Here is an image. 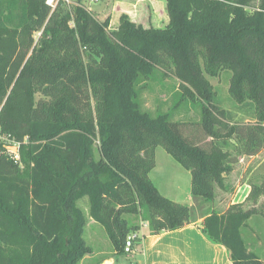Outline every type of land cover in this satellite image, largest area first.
I'll return each mask as SVG.
<instances>
[{"label":"trees","instance_id":"16d2710c","mask_svg":"<svg viewBox=\"0 0 264 264\" xmlns=\"http://www.w3.org/2000/svg\"><path fill=\"white\" fill-rule=\"evenodd\" d=\"M73 1L51 9L45 0H0V132L21 142L18 164L0 144V264H79L91 253L77 205L84 198L118 255L140 230L126 216L156 235L189 225L197 209L201 232L232 264H264L243 234L264 212L212 208L215 187L225 191L232 171L229 141L246 157L264 147V0H163L162 27L125 13L114 24L111 15L98 20ZM222 74L238 114L216 105L210 79ZM169 77L178 81L175 106L199 109L209 149L184 136L169 112L140 110L139 91ZM159 146L189 172L195 207L153 183ZM249 186L253 205L264 186Z\"/></svg>","mask_w":264,"mask_h":264},{"label":"rangeland","instance_id":"374dc122","mask_svg":"<svg viewBox=\"0 0 264 264\" xmlns=\"http://www.w3.org/2000/svg\"><path fill=\"white\" fill-rule=\"evenodd\" d=\"M82 5L92 12L96 19H104L106 16L111 15L112 22L114 24L115 17L125 13L130 19L137 23L142 24L145 27H162L166 21L165 4L163 0H119L112 4L109 0H100L96 4H90L89 0H81ZM74 1L70 0L68 6L72 7ZM73 24V23H72ZM39 33L33 34L34 42L38 38ZM83 60L86 69L88 68L86 53H83ZM212 85L216 89V105L217 107L229 111L234 114H238V104L236 105L230 98L228 94V81L229 77L222 74L218 78L210 79ZM178 81L174 78L162 79V81L156 79L153 82H149L145 88L139 91L138 101L140 102V110L143 112H148L151 117H154L160 113L169 112L172 121L180 122L179 129L182 131L183 135L190 138L193 143H198L201 147L209 149L210 138L204 135L200 122V111L198 108H193L192 104L187 101L185 104H180L175 106L177 99L179 98L177 90ZM97 94L90 90V104L91 112L93 118H97ZM44 97L41 94L35 95V100L38 102L43 100ZM237 116V115H236ZM249 119L246 117L244 123ZM239 143L235 140L229 141L228 152L233 158L232 171L228 175L226 182L230 183L231 188L237 186V184H256L264 186V147L258 152V154L253 156H243L238 153ZM94 156L99 158L100 153L98 151V144L94 145ZM156 165L151 173V179L153 183L157 186L159 192L166 196L167 198L177 201L182 204L191 206L194 204V198L190 192V174L187 170L182 168V166L175 161L165 150L159 146L156 149L155 156ZM225 182V188L227 184ZM264 188V187H263ZM221 191L218 187H215V196L213 202H218L219 204L213 205V209L216 212H223L225 206L230 203L232 197V190L226 189L227 193ZM259 205L256 209L260 212H264V193L256 201ZM78 207L85 213L88 208L87 198L80 200L77 203ZM211 206L210 204H208ZM249 205H251L249 203ZM209 209L207 208V211ZM201 211V210H200ZM200 211H197L199 214ZM203 212V211H201ZM195 213V212H194ZM193 213V214H194ZM204 213V212H203ZM128 221L133 224H138L140 227L145 222H142L139 216H126ZM256 218V217H255ZM251 217L248 222L249 229H255L253 227L255 219ZM100 229V234L104 235L107 241V235L103 227L99 224L97 225ZM258 237L264 243V225H259L257 228ZM93 232L90 229V225L85 227L83 238L86 244L94 246L96 250H110L112 244L109 241L108 245L102 246V242L93 239ZM98 240V239H97ZM91 248V247H90ZM92 250V249H91ZM119 261H124L129 264V260L125 258H120Z\"/></svg>","mask_w":264,"mask_h":264},{"label":"crops","instance_id":"0c3cea01","mask_svg":"<svg viewBox=\"0 0 264 264\" xmlns=\"http://www.w3.org/2000/svg\"><path fill=\"white\" fill-rule=\"evenodd\" d=\"M226 184L227 188L232 190V197L230 203L225 206L224 212L234 204H242L244 210L259 206L255 203L249 205V202H246L251 190L248 184H237L233 189L230 183L226 182ZM223 192L227 193L226 190ZM216 204L219 203L213 202V205ZM85 211L87 216L86 226L89 223L93 232L92 237L95 240L92 243L100 241L102 246L108 245L109 241L105 239L104 235L100 234V229L97 226L99 224L88 217V208ZM252 217H256L253 219L255 220L253 225L255 229L251 230L248 226L243 230V234L250 243L252 242L251 247L258 251L264 259V243L258 237L257 232H254V230H258L259 225H264V216L258 214ZM192 221L183 228L174 231H163L156 235H151L147 224L144 223L136 234L138 240L135 241L132 252L118 255L113 247L110 250H102L103 248L96 250L92 245L90 246L91 253L85 255L79 264H127L124 261H119V257L129 260V264H232L226 248L218 244H212L201 232L199 224L203 221V216L197 212V209Z\"/></svg>","mask_w":264,"mask_h":264},{"label":"built area","instance_id":"2783aa9c","mask_svg":"<svg viewBox=\"0 0 264 264\" xmlns=\"http://www.w3.org/2000/svg\"><path fill=\"white\" fill-rule=\"evenodd\" d=\"M59 1L64 2L65 4H69L70 0H45V3L51 7V9H54ZM100 0H89L90 4H96ZM89 10V9H88ZM25 142V141H24ZM0 144L3 146L4 153L14 161V163L18 164L20 163V146L21 142L8 137L0 132ZM137 238V235H131L126 243H125V252L130 253L132 252V248L134 245V241Z\"/></svg>","mask_w":264,"mask_h":264}]
</instances>
